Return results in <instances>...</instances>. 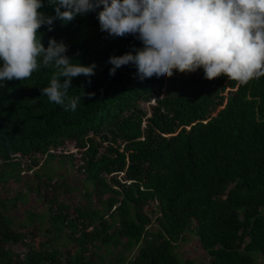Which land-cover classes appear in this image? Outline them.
Returning <instances> with one entry per match:
<instances>
[{"label":"trees","instance_id":"obj_1","mask_svg":"<svg viewBox=\"0 0 264 264\" xmlns=\"http://www.w3.org/2000/svg\"><path fill=\"white\" fill-rule=\"evenodd\" d=\"M53 24L44 46L63 40L95 75L72 79L75 111L42 96L52 68L0 82V264H193L189 234L211 264H264V76L110 75L137 36L102 32L96 12Z\"/></svg>","mask_w":264,"mask_h":264},{"label":"clouds","instance_id":"obj_2","mask_svg":"<svg viewBox=\"0 0 264 264\" xmlns=\"http://www.w3.org/2000/svg\"><path fill=\"white\" fill-rule=\"evenodd\" d=\"M43 3L0 0V82L30 79L41 65L52 68L41 93L65 110L75 111L81 98L68 95L72 79L91 78L96 64L73 63L63 40L51 37L45 47L39 29L52 31L55 20L66 24L89 12L97 13L102 32L142 41L143 47L109 58L110 75L133 64L140 80L201 67L209 80L223 74L247 84L264 76V0H48L55 15L40 11Z\"/></svg>","mask_w":264,"mask_h":264},{"label":"rangeland","instance_id":"obj_3","mask_svg":"<svg viewBox=\"0 0 264 264\" xmlns=\"http://www.w3.org/2000/svg\"><path fill=\"white\" fill-rule=\"evenodd\" d=\"M165 88L166 82L163 84L161 92L158 95L153 97L150 101L143 103V106L149 115L151 114L152 106L156 103V98L161 97L164 94ZM70 147L72 151L76 150L72 146ZM53 168L54 170L59 169V167H57L56 165ZM67 169L68 171H71V168L69 166H67ZM62 170L64 171L65 169L61 168L60 171ZM9 187L14 189L15 191H18L21 189V184L12 183ZM31 206L33 205L31 204ZM33 208L38 210L39 207L33 206ZM179 253L184 259L191 260L193 264H211L209 254L205 252V250L202 249V247H200L198 243H196L192 234H189L185 240L180 241Z\"/></svg>","mask_w":264,"mask_h":264}]
</instances>
